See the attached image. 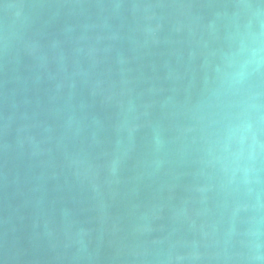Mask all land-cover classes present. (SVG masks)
<instances>
[{
    "label": "water",
    "instance_id": "1",
    "mask_svg": "<svg viewBox=\"0 0 264 264\" xmlns=\"http://www.w3.org/2000/svg\"><path fill=\"white\" fill-rule=\"evenodd\" d=\"M0 264H264V0H0Z\"/></svg>",
    "mask_w": 264,
    "mask_h": 264
}]
</instances>
